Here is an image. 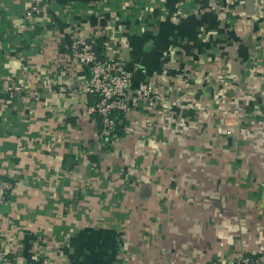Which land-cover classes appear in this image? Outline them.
Here are the masks:
<instances>
[{"label": "crops", "instance_id": "crops-1", "mask_svg": "<svg viewBox=\"0 0 264 264\" xmlns=\"http://www.w3.org/2000/svg\"><path fill=\"white\" fill-rule=\"evenodd\" d=\"M34 2L0 0V73L41 95L0 97L9 253L36 264H264V0H47L23 26ZM80 38L131 74L138 100L120 136L104 139L88 113Z\"/></svg>", "mask_w": 264, "mask_h": 264}, {"label": "built area", "instance_id": "built-area-1", "mask_svg": "<svg viewBox=\"0 0 264 264\" xmlns=\"http://www.w3.org/2000/svg\"><path fill=\"white\" fill-rule=\"evenodd\" d=\"M47 0H35L33 6L29 8L21 18L20 23L23 26L39 16L42 13V6ZM72 52L74 60L84 66L91 67L92 74L88 81L83 85L82 91L87 95L95 97V102L88 108L91 116L100 117L101 135L104 139L112 138L118 125V119L115 115L125 114L131 101L137 102L138 98L130 96V87L132 77L127 72L123 64L116 60L101 59L94 50L92 42H87L80 38L73 42ZM7 95L9 97L22 95L31 101L40 99V92L25 87L23 83H10L5 81L0 73V97ZM144 97L149 101V105L154 106L159 98L152 97L149 92H145ZM14 189V183L11 178L4 177L0 179V207L4 205ZM49 260L45 261L48 264ZM0 264H36L18 256L15 253H9L4 243L0 242ZM211 264H218L211 262ZM223 264H262L260 259L251 256H239Z\"/></svg>", "mask_w": 264, "mask_h": 264}, {"label": "trees", "instance_id": "trees-1", "mask_svg": "<svg viewBox=\"0 0 264 264\" xmlns=\"http://www.w3.org/2000/svg\"><path fill=\"white\" fill-rule=\"evenodd\" d=\"M103 45L102 44H100V42H98L95 46H94V50H95V52L97 53V55L101 58V59H103V56H102V49H103V47H102ZM122 115L123 114H119V115H115V117H117V119H118V125H117V131H116V133H117V135H122V126L120 125V121L122 120ZM97 122H98V124H99V126L101 127V122H100V117H98L97 116ZM116 135V134H115ZM110 143L111 142H108L107 144V148L109 149V147H110ZM93 160H95V161H97L98 160V158L97 157H93Z\"/></svg>", "mask_w": 264, "mask_h": 264}]
</instances>
